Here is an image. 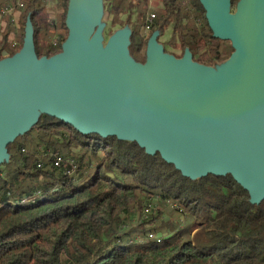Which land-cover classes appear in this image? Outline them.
<instances>
[{
	"label": "trees",
	"instance_id": "1",
	"mask_svg": "<svg viewBox=\"0 0 264 264\" xmlns=\"http://www.w3.org/2000/svg\"><path fill=\"white\" fill-rule=\"evenodd\" d=\"M237 1L231 0L232 10ZM161 2L144 35L146 0H103L106 26L132 29L129 51L136 61L144 62L151 33L159 30L160 37L171 24L166 52L180 57L188 48L194 61L210 66L228 58L232 48L212 37L198 0H189V8L181 0ZM67 5L58 0V15L49 18L44 0H25L18 44L4 33L0 59L21 48L28 15L37 56L60 52ZM7 149L10 161L0 165V264H264V201L250 203L230 175L191 180L135 142L83 135L47 115ZM55 152L74 160L73 174L66 173L68 163L53 164ZM156 199L167 204L169 218L150 228L147 221L132 226L135 214L141 217Z\"/></svg>",
	"mask_w": 264,
	"mask_h": 264
},
{
	"label": "water",
	"instance_id": "2",
	"mask_svg": "<svg viewBox=\"0 0 264 264\" xmlns=\"http://www.w3.org/2000/svg\"><path fill=\"white\" fill-rule=\"evenodd\" d=\"M212 37L232 52L213 66L147 40L144 62L129 51L132 29L107 38L103 0H68L61 51L38 57L30 15L21 48L0 59V165L7 146L41 115L83 135L114 136L158 153L184 177L230 175L252 204L264 201V0H198Z\"/></svg>",
	"mask_w": 264,
	"mask_h": 264
},
{
	"label": "rangeland",
	"instance_id": "3",
	"mask_svg": "<svg viewBox=\"0 0 264 264\" xmlns=\"http://www.w3.org/2000/svg\"><path fill=\"white\" fill-rule=\"evenodd\" d=\"M25 1V0H24ZM137 0H132V4H136ZM147 4H148V9H147V13L150 12H155L157 11V9L161 8L162 2L161 0H146ZM58 4V0H44V12L47 13L49 15V18H56L59 12V9L57 7ZM19 16L21 15V11H19ZM6 16H2L0 19V23L1 21H6ZM118 26H111V25H107L104 29V31H106V34L104 33L105 38L108 37L109 33L112 32L113 30H115ZM11 28L9 27V25H7V23L1 25L0 24V39L2 37V35L4 33H8L9 30ZM59 30L54 31V37L56 36L59 37ZM173 37V24L169 25L165 31L163 32V34L159 37V41L160 43L164 44L166 43V41L170 40ZM222 41V40H221ZM221 46H223L225 49H228L229 47H231L230 42L229 41H222L221 42ZM165 47L167 50L174 52L176 55L179 54L178 51L176 50H172L170 47L167 46V44H165ZM68 160V158H67ZM66 162V161H65ZM150 208H149V212L146 213L145 211L141 214V217L138 216V214H135V216L133 217V221L131 222L132 226H136L139 221H147L145 226L148 228L155 226L160 220H166L168 219V207L167 204L163 203L162 201L159 200H153L150 204ZM162 213V216L158 218V220H154V218L156 219V217L159 215V213ZM171 219H173L172 217H170ZM132 226H125L124 229L127 230ZM153 235H155L153 233Z\"/></svg>",
	"mask_w": 264,
	"mask_h": 264
},
{
	"label": "built area",
	"instance_id": "4",
	"mask_svg": "<svg viewBox=\"0 0 264 264\" xmlns=\"http://www.w3.org/2000/svg\"><path fill=\"white\" fill-rule=\"evenodd\" d=\"M182 4L186 7L189 8V3L188 0H181ZM24 7V0H1L0 3V12L2 14H13L17 11H20ZM156 18V13L155 12H150L147 13L143 19V24H142V32L144 35H147L149 31L151 30V22ZM52 156V161L53 164L56 167H60L65 161L63 157L55 152L50 154ZM65 163H68L69 167L66 171L68 174H73L75 172V162L73 159H68L66 160ZM39 164L38 166H40ZM146 213L149 212V208L145 210ZM152 237V235H150Z\"/></svg>",
	"mask_w": 264,
	"mask_h": 264
},
{
	"label": "crops",
	"instance_id": "5",
	"mask_svg": "<svg viewBox=\"0 0 264 264\" xmlns=\"http://www.w3.org/2000/svg\"><path fill=\"white\" fill-rule=\"evenodd\" d=\"M2 16H6L7 20L1 21L0 24L3 25L5 23H7V25H9V27L11 28L9 30V32L7 33V41L10 42L12 45H17L18 44L17 27H18L19 11L15 12L13 14H3Z\"/></svg>",
	"mask_w": 264,
	"mask_h": 264
},
{
	"label": "bare ground",
	"instance_id": "6",
	"mask_svg": "<svg viewBox=\"0 0 264 264\" xmlns=\"http://www.w3.org/2000/svg\"><path fill=\"white\" fill-rule=\"evenodd\" d=\"M188 3H189V0H188ZM153 21H154V20H152V22H151V27H152Z\"/></svg>",
	"mask_w": 264,
	"mask_h": 264
},
{
	"label": "flooded vegetation",
	"instance_id": "7",
	"mask_svg": "<svg viewBox=\"0 0 264 264\" xmlns=\"http://www.w3.org/2000/svg\"><path fill=\"white\" fill-rule=\"evenodd\" d=\"M230 55V54H229ZM229 57V56H228Z\"/></svg>",
	"mask_w": 264,
	"mask_h": 264
}]
</instances>
